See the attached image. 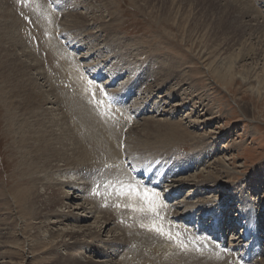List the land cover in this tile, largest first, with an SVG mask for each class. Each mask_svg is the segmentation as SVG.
Segmentation results:
<instances>
[{"label": "rangeland", "instance_id": "1", "mask_svg": "<svg viewBox=\"0 0 264 264\" xmlns=\"http://www.w3.org/2000/svg\"><path fill=\"white\" fill-rule=\"evenodd\" d=\"M1 1L5 8L0 11V236L8 235L6 239L0 238V264H62L65 259L74 257L82 260L83 264H101L100 262L111 257L107 260L108 264H118L120 256L117 253L111 254L105 248L103 250L99 243L92 244L80 240L77 242L73 235L64 239L69 248L61 247L56 251L54 246L61 238L51 239L49 232L61 230L63 233L74 229L75 226L79 229L80 226L94 225L99 221L97 217L101 216V219L106 213V216H109L106 220L111 223V229H116L118 234H127L129 231V235L131 232H137L148 219L150 210L146 207L152 191L144 193L136 186H118L119 190L123 188V192L129 190L130 195L137 193V199L140 200L137 201L135 197L132 200L127 193L126 198L118 200L117 204L116 194H108L103 183L118 178L128 182L129 174L123 171L120 165L133 163L132 159L138 164L135 162L128 168L125 167L129 173H137L144 170L140 166L153 164L152 168H157L153 174L158 176L165 169L184 164L185 156L191 159L193 155L197 156L203 151L201 157L205 159L204 164L201 163L197 168L190 166L188 169L184 164L180 169H187L186 173L178 172L179 168H176V175L180 173L178 177L168 176V179L185 178L189 181L188 186L179 188L180 193L172 188L173 180L164 183L161 181L159 189L155 187L158 192L153 194L157 198V204L163 203L161 194L166 198L169 195L168 198L173 197L174 200L169 201L173 215H166L162 220L168 221L171 216L170 220L177 218V225L181 223L183 226L185 222L193 221L194 227L205 229L215 218L218 225L215 222L217 227L213 226L210 233L217 238H224L226 235L224 247L231 251L227 254H233L240 259L244 254L250 257L251 250L248 247L257 246L254 242L255 236L260 233L259 227L262 229L260 224L264 223V0H246L252 7L250 16L243 15L244 11L239 9L234 0H49L58 7L56 12L53 10V3L50 5L48 0H39L41 10L55 17V37L61 45V51L68 60L72 59L71 65L80 72L76 78L78 90L82 89L79 91L80 97L77 96L78 100H84L85 95V101L90 103L86 93L99 94L91 83L83 79V74L88 77L101 74L106 93L112 99L123 103L114 107L120 109L118 113L114 112L110 118H102L95 105L104 106L105 99L94 95L92 102L95 105L90 103L91 113L102 123H115L118 118L120 120L124 116V112L137 122L133 121L135 123L129 124L127 129L120 127L123 133L116 141L103 138L90 144L87 140L76 137L78 144L87 151L89 163L85 173L79 158L80 152L75 156L77 167L60 162L61 164H54L61 166H55L54 171L47 167L37 168L40 160H36L34 155L30 156L33 144L23 140L29 135L27 132L25 136L19 133L17 124H20L23 114L20 110L24 107L25 93L22 94L21 91L19 94L18 90L21 88H17L24 84L22 74L28 73L27 78L34 76L36 81L39 80L37 83L40 93L47 92V89L50 91L53 87L50 84L48 87L46 81L39 76L42 69L40 68L39 72L31 68L35 65L33 62L38 64L39 61L46 75H49V60L47 54L40 52L36 42H32L35 39L27 37L19 26L24 18L26 0ZM12 19L13 23L19 26L15 31V40L21 43L18 47L8 37ZM13 44L14 47H11ZM12 48L18 51L19 55L24 51L27 53L22 60L26 62V68L29 70L22 69L23 73L22 70L19 73L15 69L16 60L9 55ZM28 52L32 53V56ZM31 59L35 61L32 62ZM65 66L63 72L69 71ZM35 71H38L37 74ZM229 73L233 77L227 80L232 81L227 85L225 78ZM218 76H222L223 80ZM51 100H55L54 97ZM45 109L52 111L51 117L55 118L57 115L62 119L60 109L45 104L43 109L38 110L42 116H46H41L44 120L48 118ZM32 130L34 132L35 128ZM57 132L55 130L50 136L58 140L54 141L49 136L47 141H51L53 147L60 145L57 149L63 153L65 148L63 147L62 151L61 138L62 135L66 137V132L62 133V129ZM158 133L164 134L163 137L157 139ZM165 135H168L167 139ZM39 136H43L42 132ZM45 137L43 136L44 144L47 142ZM139 138L148 141L150 145L137 143ZM66 139L68 140V136ZM163 142L165 144L161 145ZM114 146L118 150L115 156ZM81 147L78 148L84 151ZM150 148L156 150L148 152ZM67 150L68 148L64 153L70 156L72 153ZM167 150L169 154L166 153ZM154 154H164L163 159L167 160L154 159ZM35 160L38 165L32 164ZM64 165L68 166V170L63 169ZM76 170L83 172L85 179H82ZM35 179L39 181L33 184ZM93 183L99 196H91ZM50 184L54 191L46 187ZM110 184L112 182L109 183L112 189ZM150 184L152 185L151 182ZM33 185H36L35 192L40 194L39 196L48 197L43 201L42 211L37 209L38 202L37 208L34 209L36 206L32 205H35V202L27 199V196L23 201L20 199L22 192L27 194ZM80 187L83 192L87 190L83 193ZM63 194L72 196L70 202L65 203L67 206L64 209L58 206ZM16 200L19 202L18 206ZM86 200L98 207L97 209L94 206L97 210L95 216H87V213L81 210V207L90 209ZM74 203H78L77 211L74 209ZM247 207L253 209L254 221H257L255 233L248 229L246 216H239L242 209L248 212ZM57 208L63 211V214L59 213L62 214L59 220L62 223L56 226L48 223L47 231L43 220L47 216L59 218V214L53 212L59 210ZM33 210H39L41 213L35 216V219L33 215H36V211ZM74 214H79L83 220L77 224L66 221L68 216ZM145 228L148 229L144 226ZM158 232L157 228V237ZM117 233L115 236H118ZM103 235L106 238L107 234ZM260 237L262 236L259 235L258 238ZM39 238H43L46 245L39 246ZM260 245L264 250V239L260 241ZM99 251H103L107 257ZM125 257L136 258L131 242L126 245L124 260ZM216 261L215 259L212 264ZM245 262L250 264L244 259L238 263ZM259 262L254 259L251 264H264ZM217 264L224 263L220 261Z\"/></svg>", "mask_w": 264, "mask_h": 264}, {"label": "bare ground", "instance_id": "2", "mask_svg": "<svg viewBox=\"0 0 264 264\" xmlns=\"http://www.w3.org/2000/svg\"><path fill=\"white\" fill-rule=\"evenodd\" d=\"M248 1H246V0L245 1L244 0H234V2L239 7V9L241 11L242 10L244 11L243 15L250 16L249 14L251 13L250 11H251L252 7L249 6V4L247 3ZM1 3H2V1L0 0V11H3L5 7ZM26 3H27V6L23 10L24 18H23L22 23L19 26L24 31V33L26 34L27 37H31V38L35 39L34 41H32V40L31 41L32 42H36L37 47L40 50V52L42 54H47L46 57L49 60L48 70L50 69V71L52 72V75H51V72L49 71V75L47 74L48 75V77H47L43 66L40 65L41 63L39 61H37L38 64H39L38 65L37 63L33 62V61H35V59L34 60L31 59L33 64H35V65H34V67H31V66H33V65H31L30 67L35 69V70L37 69L39 72H40V68H41L42 69V73L40 72L39 76L42 78L43 81H46V84L48 85V87H49V84H50L53 88H51L50 91H49V89H47L48 90V91L46 90L47 92H43L42 91L40 93V90H38V83H37L39 80L36 81V79H34V76L33 77L31 76V78H27V74L28 73L27 74L23 73V70L27 69L26 68V62H24L22 60L27 55V53L25 54V51H24L25 49L23 50L24 53L19 55L20 53L18 54L17 53L18 51L16 52L12 48L13 50L12 49L10 50L11 53L9 55L11 56V58L13 57L16 60L17 64L16 63L14 64L15 65V69L18 70L19 73L23 69L21 71L23 74L22 73L21 74L24 75V80H25L24 84L21 85V87L17 86L18 87L17 89L21 88V89L18 90L19 94H21V91H22V94H23V92L25 93V95H24L25 98L23 97L24 98V101H23L24 107L20 110L23 113L21 115V117H20L21 126L16 121H14V123H17L19 125V131H20L19 133H21V134H23L25 136V132H27V134L29 135V136H25L26 139L24 138L23 140H28V143L33 144L32 150L29 149V148L28 149L31 150L30 151V153H31L30 156L34 155L36 160L37 159L40 160V162H38L39 165L36 163V160L33 163L31 162L32 164H35V165L37 164L38 165L37 168L38 167H44V168L47 167V168H50V169H52L54 171L53 168H55V166H57V165H54V164H58L60 162L64 163V164H67V165L70 164V166H73V165L76 166L78 161H76L75 156H77L78 152H80L79 158H80L81 164H83V166H82L84 168L83 172L85 173L86 170H87L88 163H89V160L87 158V151L78 144V141L76 140V137H79L80 139H85L90 144L95 143L97 141H100L103 138L116 141L117 137L121 133H123L122 132L123 129L129 128V124L135 123L136 119L131 118V116H129L126 112H124L123 113L124 116H122L120 120H119V118L117 119L118 123L117 122H115V123L114 122L113 123L112 122L107 123L106 121H105V123H102L91 113V109H90L91 108V105H90L91 102L89 103V102L85 101V99L87 98L85 95H84V100H78L79 98H77V96L79 94L81 95V93H79V91H81L82 89L78 90V87H77V84H76V78H77V75H80V72L76 71L75 68L71 65L70 62H71L72 59L69 58V60H68L65 57V55L63 54V52L61 51V45L57 42L56 37H55V32L57 31V29L55 28V23H56L55 17L52 14L51 15H47L45 13V11L41 10L39 0H26ZM241 6H243V8H241ZM2 14L6 15V13H3V12H2ZM6 19H4V20L5 21H9V20H6ZM3 24H5V23H3ZM10 24H11L10 25V30H8L9 40L11 42L15 43V46L18 47L19 44H21V43L19 41L16 42V40H15L16 39L15 31H16V29H18L19 26L16 23H13V19H12V22ZM5 27L7 28V26H5ZM5 32L7 33V31H5ZM64 40H66V39H64ZM70 41L71 40H69V42ZM11 47H14V44ZM19 49H20V47H19ZM69 53H68V55H70ZM29 55L32 56V53H29ZM30 56H27V57H30ZM64 66L68 67L69 71L63 72V69H65V68H63ZM70 66H71V68H70ZM27 70H29V69H27ZM30 71H29V73L33 72V71L30 72ZM38 71H35V73L38 72ZM12 73H13V71H12ZM15 73H17V72L15 71ZM58 75H59V78H58ZM60 76H62V78ZM22 77H21V79H22ZM218 77H219L220 80H223L222 76H218ZM232 77L233 76L230 73L227 74V77L225 78V82H226L227 85H230L232 83V81H230V82L227 81V80H229ZM83 79H85V78L83 77ZM22 83L23 82H21V84ZM65 84H68V85L65 87L64 86ZM18 85H20V84H18ZM81 86H83V85H81ZM88 89H90V88L88 87ZM93 89L94 88L92 87L91 90L93 91ZM95 92H96V90H95ZM57 96H58V98H57ZM52 97H54L55 100H51ZM78 97H80V96H78ZM45 104L46 105L51 104V105H54V107L56 106V108H58V110L60 109L59 111H61V113H59V114H61L63 116L62 119L60 120L57 115L55 117L56 119L51 117L52 116V111L48 110V109L44 110L46 112V115H47L48 118H46L45 120L43 118H41L42 115L40 114V112L38 110L39 109H43ZM50 109H51V107H50ZM16 110H18V109H16ZM158 111H159V109H158ZM54 112H55V110H54ZM57 114H58V111H57ZM42 117H46V116H42ZM133 121H135V122H133ZM60 125H62V127H60ZM120 127H122L123 129H121ZM33 128H35L34 132L32 130ZM53 129H55L56 132L57 131L60 132V129H62L63 130L62 133H64V134L66 132L65 135H66V137L68 136V140L66 139V137H64V135H62L63 137L61 138V140H62L61 145H63L62 146V151H63V147L65 148V150H66V148H68L67 151H70L72 153L70 156H68L67 154L64 153L65 150H64L63 153H61V151L58 150L61 147L60 145H58L59 147L58 146H54L53 147L51 145L53 143H51L50 140L49 141H50L51 144L47 141V138H49V136L52 133L55 132V130H53ZM40 132H42L43 136H46L44 140H46L47 142L45 144L43 142V136H39ZM59 132H57V133H59ZM132 132H131V134H132ZM33 135H35V136H33ZM37 135H38V137H37ZM163 135L158 133V135H156L158 137L157 139H159V137H163ZM123 136H124V134H123ZM165 136H166L165 138L167 139L168 135H165ZM34 139L36 141H34ZM54 139H56V138H54ZM56 140H58V139H56ZM59 140H60V138H59ZM138 142H141L145 146L150 145V144L147 143L148 141H144V140H142L140 138L137 140V143ZM162 144H165V143L163 142V143H161V145ZM57 147H58V149H57ZM78 147H81L84 151H82ZM151 147H153V145ZM203 147H204V145H203ZM206 147H209V146L206 145ZM158 148H160V146H158ZM150 149L151 150H149L148 152H150L152 150H156V149H152V148H150ZM204 149H205V147H204ZM113 150H114V156L117 155L118 154V150H117L116 146L113 147ZM168 152H169V150L166 151V153H168ZM203 152H200L199 155H197V156L196 155L195 156L193 155V157L191 156L192 157L191 159H188L185 156L184 157V161L185 162L184 161L183 162H184L186 168L188 169V167H190V166H194L195 168H197V166L200 165L201 163H203V162L205 163V159H203L201 157V155H202L201 153H203ZM163 155L164 154H162L161 156H156L154 154V156H155L154 159L167 160V159H163ZM31 159H33V158H31ZM120 161H122V160L120 159ZM132 161H133V163L136 162L138 164L137 161H134L133 159H132ZM78 164H80V163H78ZM184 164H182L181 166H178V167L174 166L171 169H165L164 175L161 174L160 178L163 177L164 181L168 182V180H173V179H170L173 175L178 177V175L180 173L178 175H176V173L183 172V171L186 173L187 169L186 170L180 169V168H182V166ZM67 165H64L65 168L63 167V169H65V171H66V169L68 167ZM120 166H121L123 171L126 169L125 168L126 163H122ZM58 167L59 166H57V168ZM176 168H179L178 172H175ZM63 169H60V170H63ZM71 169H70V171H71ZM153 170H154L153 168L152 169H145L144 170L145 173H143V174H149ZM80 171H82V170H80ZM83 172L82 173L78 172V173H80V175L79 174L78 175L82 179H85L86 175H82V174H84ZM125 172L128 173L129 171L125 170ZM69 174H70V172H69ZM158 174H160V173H158ZM72 175H74V174H72ZM168 176H170L169 179H168ZM76 177H75V179H76ZM196 177L198 178V176H196ZM77 180H78V178H77ZM37 181H39V179H35L33 184H35V182H37ZM74 181H76V180H74ZM150 182L152 183V185H156L155 182H153V181H150ZM187 182H189V181L188 180L186 181L185 178H179L178 180H173L172 188L175 191L178 192L179 188H182L183 186L184 187L188 186ZM68 184H69V182H68ZM79 184H80V182H79ZM79 184L77 185L78 188H79ZM94 184L95 183H93V186H95ZM51 185L52 184L46 185V187L49 190L52 189V191H54V188ZM64 186H67V184L66 185L64 184ZM85 186H87V185H85ZM156 188H157V185H156ZM36 189H37L36 185L35 186L34 185L31 186L29 192H27V194L25 193L26 195L23 194V192H22V195H20V199L23 201L25 196H27V199L32 200L33 203L35 202V205H32V206H36V202L39 203V208H37V206H36V207H34V209L37 208V209L41 210L42 209L41 206H44V202L46 201V199H48V197H47V195L39 196L40 194L35 192ZM155 189L154 190L144 189L146 192L152 191L151 194H149L148 205L146 207L150 211H149L148 219L145 220V222L143 224V227L141 226L140 229H137V232H131V234H129V235H127L129 231L126 232L127 234H123V233L122 234H120V233L118 234L116 229L115 230L113 228L111 229V223L108 220H106V218L109 217V216H106V215H108L106 213L101 219H100L101 216L99 218L97 217V220H99V221H96L94 225L88 224V225H84L83 227L80 226V227H78L79 229H76L77 226H75L74 229H71L70 231H66V232H63V233L60 232L61 230L60 231L58 230L56 232L55 231L49 232L50 233L49 235H50L51 239H55V237H60L61 238V240L58 242V244H55V246H54L56 248V251L59 248H61V247L69 248L67 243H65L64 239H67V237L73 235V237L77 238L76 241L77 240H80L82 242L83 241H87V243L90 242L92 244L99 243V245L103 246V250L105 248V249L109 250V252L111 254L112 253L113 254L117 253L118 256H120V259L118 260L119 261L118 264H212L215 259L217 261L214 264H217L220 261L223 262L224 264H239L238 262L240 260H243V259L245 261H248V263H250V264L254 261V259H256L257 262L260 261V262L264 263V259H262V254H264V250L262 248H260L261 247L260 241H263V239H264V223L260 224V226L262 225V229H260V227H259L260 233H258L257 237L255 236V241L254 242L257 244V246L254 248L252 245H250L248 247L251 250V252H252V253L250 252V254H249L250 257H248L246 254H244L242 259H240V257L237 258L233 254H227L225 252H221V250H219V249H216L215 246H214V243H212L210 239L201 238L200 239L201 246H200V243H199V241L196 238V234L197 233H195V229L194 230L190 229V231L187 232V231H184L183 229L180 228L179 230H177L178 233H171L170 234L172 236V239L164 240L162 238L157 237V235H156L157 227L153 231L152 226L149 225V224H151L150 222H152V223L161 222V221H163L162 218H164V216L173 215L172 214L173 208L170 207L169 205H166V204L162 205V204H157L156 203L157 202V198L153 194V192H158V191H157V189L156 190ZM80 190H82V192H83V189L81 187H80ZM86 190L87 189H85V191ZM180 192H178V193H180ZM90 193H91V196H95V195L99 194L95 187H94V190L92 189V191ZM173 195H174V193H173ZM60 199L61 200L58 202V206L60 208L64 209V207L67 206L65 203L67 201L71 200L72 196H70L68 194H65L64 196L60 197ZM48 202H50V201H48ZM48 202H47V205L49 204ZM15 203L18 206V204H19L18 200H16ZM81 203L83 204V202H81ZM81 203H80V205H81ZM84 203H85V201H84ZM76 204H78V203H74V205H75L74 209L77 211L79 206H77ZM86 204H88L87 206H90V209H88V207H86V208L81 207V210L82 211L84 210L85 213H87V216L94 215V213L97 214L96 208L98 209V207L95 204L90 203L87 200H86ZM178 205H179V203H178ZM249 207H250V205H249ZM57 209H59V208H57ZM62 209H59V210L53 211V212L54 213L56 212V215L59 214V213L63 214ZM248 209H249L248 212L242 209V211L240 212L239 216L240 217L246 216V219H247L246 225L248 226V229H252V231H254V233H255L257 221H254L255 216L253 215V209L252 208L251 209L248 208ZM24 210H25V207H24ZM39 210H37L38 212L36 210H33V212L36 211V213H35L36 215H33V219H35L37 217V215L41 214L39 212ZM142 211H139V212H142ZM18 212H21V211H18ZM212 212L213 211H209V213H212ZM99 213H100V210H99ZM21 214H22V212H21ZM62 214L58 215L59 218H54V217L53 218H48V216H47L48 214H47L46 215L47 218L45 220H43V221H45V222H43L44 223V228H46L47 231H48L49 230V228H48L49 224L50 225L54 224V226L60 225L62 222L59 221V220H60V217H62ZM79 214H80V212H79ZM79 214L78 215L74 214L71 217L68 216L69 218L66 221L74 222L75 224L79 223L80 220H83V217L79 216ZM190 214H192V213H190ZM190 214L188 215L189 216L188 218H190ZM99 215H101V213ZM170 217L171 216H169L168 221L167 220L164 221L165 223H167L169 225L168 226H161V227H163L164 229H170V227L173 228L175 225H177V224H175V219H177V218H174V220H170ZM28 219H30V218H28ZM53 220H54V222H52ZM141 220H142V218H141ZM144 226H146L148 229L147 230H146V228L144 229ZM3 230H5V229H3ZM7 230H8V228H7ZM124 230H127V229H124ZM130 231H132V230H130ZM121 232H123V231H121ZM116 233L118 234V236H115ZM103 234H107L106 238L103 237L104 236ZM202 234H204V233H202ZM3 235H5V236L4 237L2 236V237L4 239H6L7 238L6 236L8 234H3ZM259 235L262 236V237H260L261 239L258 238ZM121 236H122V239L120 240ZM2 237L0 236V238H2ZM38 241H39L38 242L39 246L42 245V244H45V241H44L43 238L42 239L39 238ZM130 242L132 243L133 250H134L136 258H130L129 259V257H125V260H124L123 259V255H124V252L126 251V245L129 244ZM190 244H192L193 246L196 247V250H194V252H192V253H186L182 249L179 248L180 246H186V245L189 246ZM7 247H10V246H7ZM90 247H92V245ZM234 247H237V246H234ZM99 252H101V251H99ZM101 253L103 254L104 257L105 256L107 257V255H105L103 253V251ZM110 258L111 257L107 258V260L110 259ZM25 259H26V257H25ZM107 260L106 261L103 260L100 263L101 264H108ZM112 260H113V258H112ZM8 261H10V259ZM81 261L79 260V258L74 257V258L68 259V260L65 259L64 261H62V264H83ZM8 264H9V262H8Z\"/></svg>", "mask_w": 264, "mask_h": 264}]
</instances>
